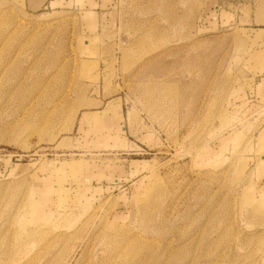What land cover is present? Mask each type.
I'll return each instance as SVG.
<instances>
[{"label": "rangeland", "instance_id": "obj_1", "mask_svg": "<svg viewBox=\"0 0 264 264\" xmlns=\"http://www.w3.org/2000/svg\"><path fill=\"white\" fill-rule=\"evenodd\" d=\"M0 264H264V0H0Z\"/></svg>", "mask_w": 264, "mask_h": 264}, {"label": "crops", "instance_id": "obj_2", "mask_svg": "<svg viewBox=\"0 0 264 264\" xmlns=\"http://www.w3.org/2000/svg\"><path fill=\"white\" fill-rule=\"evenodd\" d=\"M25 1L29 8L34 9V10H39L45 7L46 5L53 6L55 3H59L60 0H25ZM61 1L65 2V0H61ZM96 6H97V3H96Z\"/></svg>", "mask_w": 264, "mask_h": 264}]
</instances>
